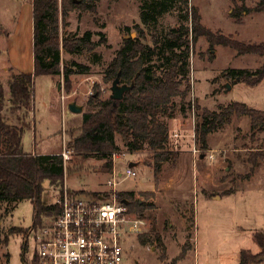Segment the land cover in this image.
<instances>
[{
  "label": "rangeland",
  "instance_id": "rangeland-1",
  "mask_svg": "<svg viewBox=\"0 0 264 264\" xmlns=\"http://www.w3.org/2000/svg\"><path fill=\"white\" fill-rule=\"evenodd\" d=\"M258 1L190 0V4L199 7L203 25L212 31L221 30L246 43H261L264 41V11L243 14L241 19L233 15L237 4L254 7ZM74 4L79 3L76 0ZM95 5V12L72 5L66 24L60 12L61 37L82 36L86 31H92L93 40L98 41L103 34L106 42L92 51L83 50L81 53H68L61 47L62 64L67 63L73 70H79L71 64L76 61L89 68L72 74L69 86L62 74L36 76L32 85L33 109L28 117L31 126L23 135L26 152L57 154L69 148L73 135L80 132L83 113L93 110L88 105L90 97L97 94L100 99L110 97L113 81L107 79L106 69L123 39L137 32L136 24L144 28L146 38L143 41L149 44H153V37L162 39L174 27L191 24L184 20L185 7H178L159 16L156 23L145 25L140 16L139 0H95ZM16 29L19 42L11 40ZM32 38V0H0V118L13 125H21L24 110L11 108L12 76L21 69L10 64V46H16L14 51L21 54V60L25 59L27 63L29 59L24 72H32ZM212 55L214 59H211ZM262 61L263 57L258 54H241L229 46L218 45L212 52L205 37L198 39L190 54L191 90L185 100L174 98L172 117L162 116L169 130L182 121V136L177 147L174 140L169 139L167 148L173 155L162 164L160 173L154 171L152 152L147 145L131 153L117 134L116 142L121 150L118 155L121 157L115 160L116 168L126 174L129 162L134 160L137 163V175L123 178L118 189L133 191L138 198L154 204L147 211L146 229L124 237L125 254L120 264H240L242 250L255 253L261 250L255 233L264 232V160H259L250 178L246 175L251 169L250 157L262 146L264 133L256 132L253 136L250 119L233 116L229 123L208 135V149L200 148V154L205 152V157L194 159L189 150L182 152L180 148L186 136L190 139L192 133L194 119L189 104L194 95L196 107L218 110L221 105L239 101L264 110V79L256 86H249L244 82L230 81L224 75L228 68L254 70ZM152 62L158 65L160 61L153 57ZM186 84L184 81L183 86ZM74 101L83 105V113L68 108V104ZM196 123L197 112L195 128ZM188 145H191L189 141ZM209 153H213L214 158H210ZM72 154L64 164L63 191H84V194L106 191L110 172L102 168L105 160L99 156L83 160L80 155ZM44 188V199L52 204L59 197L61 187L45 181ZM6 206L0 205L5 231L12 226L25 229L32 226L33 205L30 200L19 201L10 212L5 211ZM147 231L152 239L156 232L160 234L165 252L155 239L147 244L140 241V234ZM24 243L27 245L25 254ZM34 252L35 243L31 236L11 234L9 241L0 246V264H31Z\"/></svg>",
  "mask_w": 264,
  "mask_h": 264
},
{
  "label": "trees",
  "instance_id": "trees-1",
  "mask_svg": "<svg viewBox=\"0 0 264 264\" xmlns=\"http://www.w3.org/2000/svg\"><path fill=\"white\" fill-rule=\"evenodd\" d=\"M32 0L33 6V53L34 69L32 72H19L12 76L10 84L11 108L24 110L21 125L10 124L0 118V205L6 204V212L13 211L17 203L30 200L33 205V223L29 228L12 226L5 231L0 213V246L9 241L11 234H27L36 229L45 218L54 217L61 211L59 203H47L44 199V182L61 187L66 173L63 156L57 154H36L23 149V135L31 126L28 117L33 109L32 85L36 76L63 75L65 83L70 85V77L74 73L85 72L89 68L71 61L79 70H73L69 64H62L61 47L68 53H81L83 50H94L106 42L105 36L93 40V32L86 31L82 36L60 35V12L66 24V17L77 5L83 9L96 11L95 0ZM142 23H156L159 16L178 7H185L184 17L189 24H181L172 28L164 38L153 37V44L143 41L146 38L144 28L136 24L137 36L125 37L115 57L109 63L107 79L114 81L117 76L121 82L132 84L130 91L121 100L112 98L100 99L99 94L92 95L88 100L93 110L83 113L80 132L73 135L69 149L80 155L83 160L99 156L104 159L103 169L111 172L114 166L112 155L121 151L116 142V135L122 137L131 152L142 150L147 145L152 152L154 171L160 173L162 164L169 161L173 152L168 150L169 125L162 116L174 115V98L185 100L191 90L190 54L200 37H205L214 52L218 45L235 48L241 54H258L263 57L262 64L254 69L228 68L224 75L234 82H244L256 86L264 79V41L261 43H246L233 39L221 30L212 31L202 23L200 9L190 4V0H139ZM236 2V1H235ZM264 11V0H259L254 7L245 4L238 5L233 15L240 18L249 12ZM183 16V15H182ZM241 19V18H240ZM128 29V28H127ZM139 32V34H138ZM131 34V33H130ZM153 57L160 61L152 62ZM214 59V56H211ZM187 84L183 86V82ZM233 116L248 117L252 135L264 133V110L257 109L246 103L233 101L221 105L218 110H212L197 105L196 143L199 148L208 149V135L229 123ZM202 154H206L203 152ZM73 155V154H72ZM264 160V137L262 146L250 157L251 169L246 177L254 173L259 160ZM72 191L71 193H76ZM83 193L81 196L98 197L100 193ZM130 213L140 218L147 217V211L154 204L138 198L133 191L119 194ZM261 247L258 253L242 250L240 264H261L264 256V232L255 233ZM140 241L147 244L156 240L165 252L162 237L150 232L140 234ZM24 243V254H25ZM186 247V246H185ZM31 264H38L34 256Z\"/></svg>",
  "mask_w": 264,
  "mask_h": 264
},
{
  "label": "built area",
  "instance_id": "built-area-1",
  "mask_svg": "<svg viewBox=\"0 0 264 264\" xmlns=\"http://www.w3.org/2000/svg\"><path fill=\"white\" fill-rule=\"evenodd\" d=\"M189 109L194 119L191 151L197 157L201 149L196 143L195 95ZM181 136L180 128L169 130V139L174 140L175 147ZM120 152L113 153L114 163L121 157ZM72 153L69 148L60 153L65 164ZM209 157L214 158V154L209 153ZM136 175L135 166L128 165L124 174L114 165L107 179L108 189L98 197L81 196L68 190L60 193L53 203H59L61 211L52 218H45L39 227L28 233L35 243L34 256L38 264H120L125 254L124 237L146 229L145 218L130 213L119 196L124 192L118 189L123 178Z\"/></svg>",
  "mask_w": 264,
  "mask_h": 264
},
{
  "label": "crops",
  "instance_id": "crops-1",
  "mask_svg": "<svg viewBox=\"0 0 264 264\" xmlns=\"http://www.w3.org/2000/svg\"><path fill=\"white\" fill-rule=\"evenodd\" d=\"M18 26V25H17ZM17 31H18V29H16V31H15V33H12L13 35H11V40H14L15 42H19L20 41V35H19V32L17 33ZM32 44H33V38H32ZM15 47L16 46H14V45H11L10 46V64L12 63L18 70H20L21 72H24V70L27 68L26 67V64H28L29 63V59H28V62L26 63V60L25 59H22L21 60V54L19 55V54H17L16 53V51H14V49H15ZM31 62H32V59H31ZM28 66V65H27ZM33 69H34V67H33ZM179 124L180 125H176V123H175V127H178V128H180V126L182 127V121H179ZM192 132H193V124H192ZM181 129V128H180ZM191 135H192V133H191ZM191 135H190V139H189V137L188 136H186V140L182 143L183 144V146H182V148H180V150L182 151V152H187L188 150L192 153V151H191V147L190 146H192V144H193V142H192V137H191ZM190 140H191V142H190ZM116 141H117V135H116ZM188 141H189V143H191V145L189 146L188 145ZM35 151H32V153H34ZM193 154V153H192ZM191 154V156L194 158V157H196L194 154L192 155ZM201 156V155H200ZM200 156H199V158H200ZM191 157V158H192ZM202 158V157H201ZM195 159V158H194ZM130 162H135L134 160H131ZM129 162V163H130ZM136 163V162H135ZM205 174H206V176H207V172H205ZM209 176V175H208ZM204 175H203V177H202V181H203V184H204ZM193 249H194V247H193ZM192 249V250H193ZM253 252V251H252ZM255 253V252H254ZM258 253V252H257Z\"/></svg>",
  "mask_w": 264,
  "mask_h": 264
},
{
  "label": "water",
  "instance_id": "water-1",
  "mask_svg": "<svg viewBox=\"0 0 264 264\" xmlns=\"http://www.w3.org/2000/svg\"><path fill=\"white\" fill-rule=\"evenodd\" d=\"M137 35V32H132L131 34L127 35L126 37L129 38L130 36L135 37ZM133 87V83L132 84H127V83H121V79L119 76H117L115 78V80L112 83L111 86V91L112 93L110 94V98L114 99V100H121L124 98L125 93L127 91H130ZM228 88H231V85L228 84ZM68 108L75 113H83L84 107L83 105H79L77 102H70L68 104ZM201 157H205V154H201ZM137 163L135 162H130L129 166H135ZM124 203H128V200H124ZM261 260L264 262V256L261 258Z\"/></svg>",
  "mask_w": 264,
  "mask_h": 264
}]
</instances>
